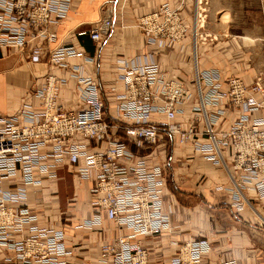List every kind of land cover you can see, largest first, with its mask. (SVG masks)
Returning <instances> with one entry per match:
<instances>
[{
  "label": "built area",
  "instance_id": "1",
  "mask_svg": "<svg viewBox=\"0 0 264 264\" xmlns=\"http://www.w3.org/2000/svg\"><path fill=\"white\" fill-rule=\"evenodd\" d=\"M72 2L0 0V49L23 52L36 39L54 43L51 30L66 18ZM195 2L203 12L208 0ZM108 12L84 33L95 43L111 34L112 10ZM202 20L200 14L199 24ZM136 27L146 43L157 48L180 41L187 29L166 5L139 18ZM41 55V48L34 46L29 61L37 64ZM82 57L91 61L72 45H60L50 51L48 60L60 68L68 58ZM118 64L117 81L124 91L116 95L119 103L112 123L98 84L79 74L77 67L76 108L57 105L66 81L50 75L34 92L40 113L23 104L17 115L0 116V264H68L64 232L38 226V216L27 206V188L44 182L55 185L62 167L71 169L79 182L91 183L94 218L82 221L77 229L91 230L103 218L127 230L100 247V264H148L142 240L170 228L171 209L165 210L163 203L166 163L150 166L144 154L158 145L192 142L205 160L222 166L234 193L230 207L236 212L252 206L248 193L264 200V115L254 116L264 112V72L245 83L217 69L202 71L195 63L190 89L177 79H166L150 55L144 61L122 59ZM186 105L193 117L182 128L176 120ZM228 110L239 113L226 132H216L215 125ZM153 116L161 122L153 121ZM101 143L106 147H96ZM210 249L206 239L190 241L170 264H205L203 257Z\"/></svg>",
  "mask_w": 264,
  "mask_h": 264
},
{
  "label": "crops",
  "instance_id": "2",
  "mask_svg": "<svg viewBox=\"0 0 264 264\" xmlns=\"http://www.w3.org/2000/svg\"><path fill=\"white\" fill-rule=\"evenodd\" d=\"M163 5L178 13L187 29L180 41L157 48L146 43L136 23ZM111 7V34L95 43L84 33L100 24ZM202 8L200 12L195 0H73L66 18L51 30L56 34L54 43L36 39L23 52L0 49V114L15 116L23 104L40 113L41 104L34 92L50 75L66 81L59 90L57 105L76 108L77 67L79 74L98 84L112 123L119 103L116 95L124 91L117 81L118 61H144L149 55L158 62L166 79H177L190 89L195 63L202 71L217 69L224 76L251 83L264 72V0H208ZM60 45H72L91 61L68 58L65 67L50 66L49 53ZM34 46L42 50L37 64L29 61ZM238 113L226 111L214 130L226 132ZM263 115V111L254 113ZM192 117L191 106L186 105L176 122L186 128ZM152 119L161 122L158 116ZM170 144V150L168 145L161 144L144 152L150 166L166 163L163 203L165 210L171 209L169 230L142 240L148 264H170L177 259L182 246L199 239L210 243V252L203 257L205 264L221 260L264 264V200H257L252 194L249 198L253 209L236 212L230 207L234 193L224 168L205 160L194 150L192 142ZM96 147L103 149L106 144ZM226 158L231 163L229 152ZM57 175L55 185L44 182L40 187L27 188V206L38 216V226L64 232L65 246L70 252L68 264H100V247L127 230L103 218L91 230L77 229L82 221L94 218L95 212L89 206L91 183L79 182L68 167L58 169ZM14 182L19 184V180Z\"/></svg>",
  "mask_w": 264,
  "mask_h": 264
},
{
  "label": "rangeland",
  "instance_id": "3",
  "mask_svg": "<svg viewBox=\"0 0 264 264\" xmlns=\"http://www.w3.org/2000/svg\"><path fill=\"white\" fill-rule=\"evenodd\" d=\"M114 3V2H113ZM105 5H108V4H105ZM115 4H113V6H114ZM110 9V8H109ZM111 10H112V7H111ZM0 116H4V115H2V114H0ZM119 135H121V134H119ZM121 137V136H120ZM121 139H124V138H121ZM125 140V139H124ZM167 149L168 150H170L171 149V144H168V147H167ZM249 197L251 196H253L252 194H250V195H248Z\"/></svg>",
  "mask_w": 264,
  "mask_h": 264
},
{
  "label": "bare ground",
  "instance_id": "4",
  "mask_svg": "<svg viewBox=\"0 0 264 264\" xmlns=\"http://www.w3.org/2000/svg\"><path fill=\"white\" fill-rule=\"evenodd\" d=\"M108 14H109V12H108ZM177 42H178V41H177ZM242 198H243V197H242ZM248 207H249L250 209H253V207H252V206H249V205H248Z\"/></svg>",
  "mask_w": 264,
  "mask_h": 264
}]
</instances>
